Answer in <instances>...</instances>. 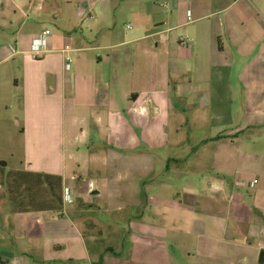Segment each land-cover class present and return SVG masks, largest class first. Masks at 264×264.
Wrapping results in <instances>:
<instances>
[{"label": "crops", "instance_id": "1", "mask_svg": "<svg viewBox=\"0 0 264 264\" xmlns=\"http://www.w3.org/2000/svg\"><path fill=\"white\" fill-rule=\"evenodd\" d=\"M0 161L73 199L0 197V264H264V0H0Z\"/></svg>", "mask_w": 264, "mask_h": 264}, {"label": "rangeland", "instance_id": "2", "mask_svg": "<svg viewBox=\"0 0 264 264\" xmlns=\"http://www.w3.org/2000/svg\"><path fill=\"white\" fill-rule=\"evenodd\" d=\"M129 24V28L126 27V25ZM125 26V30L128 32H130L132 24L130 23L129 20H127L124 24ZM73 64V63H72ZM18 139V137H17ZM95 140V138H94ZM117 152V151H116ZM114 152V153H116ZM119 152V151H118ZM128 154H133L135 153V151H125ZM54 154H57L58 152L53 151ZM121 153V152H119ZM66 159L68 161V163H71V154L72 151L70 149H67L66 151ZM56 156V155H55ZM133 158V157H130ZM137 165V167H136ZM144 165L141 164V166H138L137 162L136 164L133 163L132 165H130V168H128L129 170L132 171H137V168H143ZM126 167H123L122 165L119 164V166H117V168H115V170L117 171V173H114L116 176L115 177H120L121 172H124V169ZM108 169V168H107ZM154 169V168H153ZM153 169L151 168L150 171H153ZM122 170V171H121ZM159 169L157 168L154 172L156 174V172ZM153 177H154V173ZM8 171L4 170V168H0V197H4L5 193H7V191L9 190V186L7 184V179H8ZM12 172L9 173V180L12 182L14 175H12ZM126 175V174H125ZM131 176V175H128ZM19 181V179H18ZM93 186V184H91ZM15 186V185H14ZM13 185L10 187L12 188ZM94 188V187H92ZM18 190V194H23L24 195V202L26 201L27 203L31 200L32 202H36V204L40 203V202H53L50 192L47 188V186L45 184L39 186V184L37 183V180H33V184H32V189L28 190V191H24L22 192L21 190ZM64 184H63V205L65 203L64 201ZM55 191H57V189H55ZM22 192V193H21ZM31 197H33V199H31ZM120 201V200H119ZM68 204V203H66ZM35 205V203H34ZM103 212V210H102ZM104 213V212H103ZM137 214L136 208H131V209H126L124 211H115L113 213H110L109 215H106L105 213L102 214V217H105V223H107V225H103V221L101 220V217L98 215H93L95 220L92 219H87L88 221H85V225H84V232L86 234V236L88 237V240L92 243L95 244L97 247L100 246V244L104 243H111V244H116L117 242H119V239L115 236L118 235V233H116L117 229H124L127 227L128 222L126 221L128 218H132ZM106 215V216H104ZM98 222V224H97ZM123 231V230H122ZM103 232V233H102ZM106 233L107 237L106 239L103 238V234ZM111 234L113 236H111ZM107 241V242H106ZM104 242V243H103Z\"/></svg>", "mask_w": 264, "mask_h": 264}, {"label": "trees", "instance_id": "3", "mask_svg": "<svg viewBox=\"0 0 264 264\" xmlns=\"http://www.w3.org/2000/svg\"><path fill=\"white\" fill-rule=\"evenodd\" d=\"M7 164L4 161H0V168L6 169ZM8 179L7 184L9 190L7 191L8 200L12 208L16 211H41V210H59L63 207V178L61 175L51 174V173H38L31 171L22 170H7ZM12 172L14 175L12 182L9 180V173ZM11 175V176H12ZM19 179V181H18ZM37 180L39 186L45 184L50 192L53 202H40L36 204L37 201L32 202L31 200L27 203L24 202V195L18 194V190L22 192L32 189L33 180ZM13 185L12 188H10ZM15 185V186H14ZM57 189V191H55ZM21 192V193H22ZM33 199V197H31ZM35 203V205H34ZM102 259V258H101Z\"/></svg>", "mask_w": 264, "mask_h": 264}, {"label": "built area", "instance_id": "4", "mask_svg": "<svg viewBox=\"0 0 264 264\" xmlns=\"http://www.w3.org/2000/svg\"><path fill=\"white\" fill-rule=\"evenodd\" d=\"M129 28V25H127ZM51 33L50 29H45L33 42L32 53L34 57L38 58L45 50H46V40L47 36ZM72 51V47L70 45H66L63 53H64V67L66 70H70L72 63L74 61L70 52ZM251 185H255V182H252ZM64 201L65 203L71 204L73 199L68 191V189L64 190Z\"/></svg>", "mask_w": 264, "mask_h": 264}]
</instances>
